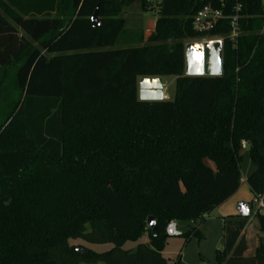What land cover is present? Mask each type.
<instances>
[{
  "label": "trees",
  "instance_id": "16d2710c",
  "mask_svg": "<svg viewBox=\"0 0 264 264\" xmlns=\"http://www.w3.org/2000/svg\"><path fill=\"white\" fill-rule=\"evenodd\" d=\"M206 3L161 0L144 39L122 12L148 11L145 0H0V264H168L167 226L234 195L243 150L255 166L245 184L264 202L262 0H241L234 44L228 21L193 31ZM216 36L221 75L184 76V41ZM169 76L171 100H138L140 78ZM249 217L227 221L218 264H264V214L255 213L263 237L244 256Z\"/></svg>",
  "mask_w": 264,
  "mask_h": 264
},
{
  "label": "rangeland",
  "instance_id": "374dc122",
  "mask_svg": "<svg viewBox=\"0 0 264 264\" xmlns=\"http://www.w3.org/2000/svg\"><path fill=\"white\" fill-rule=\"evenodd\" d=\"M122 17L126 22V29L132 32L141 31L144 39L153 32V22H155L157 18L156 15L152 14L151 9L142 12L137 4L126 7L122 12ZM193 42L199 41L186 40L184 44L186 45ZM174 81L175 77L172 76L162 78L164 95L166 96L165 100H171L173 98ZM254 171L255 166L249 160L247 152L243 150L241 152L240 162L241 184L236 192L237 194L222 208L218 210L214 209L209 214H206L204 219L200 217L196 221L181 220L174 223L176 230L180 232L182 236L194 229L197 230L199 234L198 236L191 235L190 238L186 240L182 236L168 237L162 251V255L168 264H173L178 258L182 264H218L216 257L218 251L223 250L225 241L224 227L230 217L238 215L237 207L240 203L249 206V231L250 235H253V233L255 234L258 227L255 219L256 210L251 204L252 194L245 184L247 176ZM260 238L258 236L253 237L252 241L254 245L256 244V247ZM146 241V236H143L137 242H126L122 248L125 250H134L138 243ZM68 244L79 245L95 253H102L112 248L111 244H90L80 239H69ZM250 246H252L251 243Z\"/></svg>",
  "mask_w": 264,
  "mask_h": 264
},
{
  "label": "water",
  "instance_id": "95a60500",
  "mask_svg": "<svg viewBox=\"0 0 264 264\" xmlns=\"http://www.w3.org/2000/svg\"><path fill=\"white\" fill-rule=\"evenodd\" d=\"M91 26L96 28L100 25L98 8L96 7L91 18ZM221 42L218 40H207L204 42L188 43L184 47V76L186 77H217L222 73V50ZM138 100L142 102L163 101V82L160 77L140 78L137 84ZM238 215L241 218L249 217V206L240 203L237 207ZM147 227L153 233L156 232V222L149 217ZM168 237H178L180 232L176 230L174 223L166 228Z\"/></svg>",
  "mask_w": 264,
  "mask_h": 264
},
{
  "label": "built area",
  "instance_id": "2783aa9c",
  "mask_svg": "<svg viewBox=\"0 0 264 264\" xmlns=\"http://www.w3.org/2000/svg\"><path fill=\"white\" fill-rule=\"evenodd\" d=\"M151 8L152 14L157 15L159 10V4L161 0H145ZM207 3L203 5L192 17V29L195 33L202 34L208 33L212 29L219 26L220 23L228 21L229 23V34L227 38L235 43L236 38L239 35V19L240 13L243 9L241 0H206ZM233 1V4H232ZM264 8V0H262ZM262 33L264 32V24L262 27ZM222 36H216L210 40H218L223 42ZM207 40H201L204 42ZM246 143L241 142V148L245 149ZM251 204L255 207V213L264 214V202L260 197H254ZM206 215H202L204 219Z\"/></svg>",
  "mask_w": 264,
  "mask_h": 264
},
{
  "label": "crops",
  "instance_id": "0c3cea01",
  "mask_svg": "<svg viewBox=\"0 0 264 264\" xmlns=\"http://www.w3.org/2000/svg\"><path fill=\"white\" fill-rule=\"evenodd\" d=\"M154 23L155 22H153V27H154ZM163 86H164V84H163ZM163 96H164V99H166V96L164 95V90H163ZM237 193H235L234 195H232L228 200H226L225 202H223L220 206H218L217 208H216V210H218V209H220V208H222L225 204H227L235 195H236ZM236 215V214H235ZM231 219H233L232 217H230L227 221H229V220H231ZM251 226H253V225H251ZM249 227H250V225H249V221H248V224L246 225V227H245V229H244V231H243V234H244V237H245V240H246V245H247V250H246V252H245V254H244V256L245 257H252L253 256V254H254V248L256 247V244L254 245L253 244V237H255V236H258L259 238L260 237H262V233L258 230V227H257V229H256V232H255V234L253 233V235H250V231H249ZM250 243H251V245L253 246H250Z\"/></svg>",
  "mask_w": 264,
  "mask_h": 264
}]
</instances>
